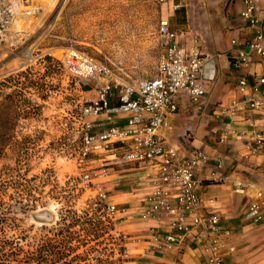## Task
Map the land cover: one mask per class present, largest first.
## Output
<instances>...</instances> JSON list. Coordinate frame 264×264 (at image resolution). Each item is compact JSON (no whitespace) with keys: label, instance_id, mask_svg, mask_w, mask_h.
<instances>
[{"label":"rangeland","instance_id":"obj_1","mask_svg":"<svg viewBox=\"0 0 264 264\" xmlns=\"http://www.w3.org/2000/svg\"><path fill=\"white\" fill-rule=\"evenodd\" d=\"M169 1L68 0L11 30L9 51L0 52V245L17 256L9 264H36L42 244L47 264H152L136 216L111 221L97 188L79 179L76 157L93 121L80 119V109L106 76L134 83L156 75L162 18L172 16L184 44L198 37L211 53L219 41L209 32L222 28L213 21L224 16V0H184L188 26ZM130 167H113L119 183L102 189L127 210L141 188L128 184L139 179Z\"/></svg>","mask_w":264,"mask_h":264},{"label":"built area","instance_id":"obj_2","mask_svg":"<svg viewBox=\"0 0 264 264\" xmlns=\"http://www.w3.org/2000/svg\"><path fill=\"white\" fill-rule=\"evenodd\" d=\"M67 1L0 0V52L9 51L3 44L12 38L11 30L19 21L28 23L46 12L52 14ZM244 5L241 18L256 28V33L247 45L232 41L235 51L231 66L235 72L250 73L258 61L261 72L254 82L238 78L237 94L219 103L211 120L229 121L218 130L219 144L238 147L243 159H261L264 163V33L258 15L264 9V0H244ZM158 33L163 53L154 77L127 83L108 75L95 96L81 107L80 119L90 118L96 123H87L81 135L76 157L78 177L97 188V198L104 203L102 210L114 222L128 213L126 204L115 203L111 191L102 189L107 183L118 185L119 177L110 173L113 167L131 166L147 188L144 213L167 222L168 231L160 238L164 248L177 247L197 235L207 264H231L222 239L231 233L223 230L217 214L207 213L202 206L198 176L209 167L210 158L199 149L183 153L166 135L168 119L181 110L179 95L187 94L198 112L206 110L205 85L215 82L217 59L222 55L208 52L198 37L189 45L178 41L168 17L161 19ZM237 122L245 123L247 129L234 128ZM213 168L211 181L229 180L222 174V160L217 159ZM232 185L235 192L249 199L245 221H263L264 188L243 179L232 180Z\"/></svg>","mask_w":264,"mask_h":264},{"label":"crops","instance_id":"obj_3","mask_svg":"<svg viewBox=\"0 0 264 264\" xmlns=\"http://www.w3.org/2000/svg\"><path fill=\"white\" fill-rule=\"evenodd\" d=\"M177 1L178 3L175 4ZM183 2L184 0L169 1L171 6L174 5L172 11L174 17L179 10L184 11L180 26H188L190 23L186 10L188 5ZM176 6L180 8L175 9ZM219 8L224 9V16L218 19V22H213L222 28L215 34L212 31L209 34L212 39L219 38L216 44L213 42L211 53L220 54L222 57L217 59L215 82L205 85L206 110L198 112L191 105L187 94L179 95L178 104L181 110L168 119L166 135L169 142L179 147L183 153L199 149L210 158L211 164L198 176L201 182L200 195L204 210L207 213L217 214L221 219L223 230L231 233L229 237L225 235L222 237L228 262L231 264H264V220L263 224L258 225L245 221L249 199L235 192L232 185V180L243 179L264 188V163L261 159L245 160L238 147L219 144L218 130L224 129L229 121L218 123L211 120L215 107L237 94L238 78L246 77L248 81L254 82L261 72L258 61L254 63L250 73L235 72L231 66L235 51L232 41L236 40L244 45L249 44L255 36L256 28L251 27L241 18V13L245 8L244 0H224ZM258 15L261 20V30L264 33L263 8ZM171 31L178 41H182L183 33L180 35L174 32L172 26ZM117 123L124 124L122 121H117ZM234 128L246 130L247 125L237 122ZM217 159L223 161L222 174L229 178L228 181L213 182L209 179V174L214 169L213 165L216 164ZM128 171L133 173L130 176L137 177L135 171L131 169ZM135 181H128V184L134 183L137 187L136 191L141 188L140 192L134 195L137 198L135 207L128 211L129 215L134 214L140 223L139 232L145 235L143 238L150 240L147 242L146 257L152 260V264H207L197 235L188 237L182 245L173 248L166 249L160 244L161 236L168 231L167 222L163 217L147 216L144 213L147 188L143 187L144 180L135 179Z\"/></svg>","mask_w":264,"mask_h":264},{"label":"trees","instance_id":"obj_4","mask_svg":"<svg viewBox=\"0 0 264 264\" xmlns=\"http://www.w3.org/2000/svg\"><path fill=\"white\" fill-rule=\"evenodd\" d=\"M7 213L1 212L0 213V230L1 227L4 225V223L7 220ZM6 244L8 241H5ZM12 248H14L12 246ZM6 249L3 248V245H0V264H9L10 261H13V258L17 259V256L15 257L13 253V249H11L10 252H6ZM12 257V258H11ZM11 259V260H10ZM36 264H47V251L44 244L40 245L38 252H37V258H36Z\"/></svg>","mask_w":264,"mask_h":264},{"label":"bare ground","instance_id":"obj_5","mask_svg":"<svg viewBox=\"0 0 264 264\" xmlns=\"http://www.w3.org/2000/svg\"><path fill=\"white\" fill-rule=\"evenodd\" d=\"M59 56L61 57L62 55L60 54Z\"/></svg>","mask_w":264,"mask_h":264}]
</instances>
